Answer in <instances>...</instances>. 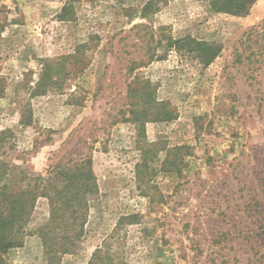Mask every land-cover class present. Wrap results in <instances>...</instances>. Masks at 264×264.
Wrapping results in <instances>:
<instances>
[{
  "label": "rangeland",
  "instance_id": "1",
  "mask_svg": "<svg viewBox=\"0 0 264 264\" xmlns=\"http://www.w3.org/2000/svg\"><path fill=\"white\" fill-rule=\"evenodd\" d=\"M66 1L0 0V130L13 132L0 159L13 181L78 157L96 177L83 235L57 264H89L104 245L113 264H264V0L242 16L210 0H153L144 18L149 0H73L64 22ZM187 35L219 53L203 65L164 47ZM44 58L64 69L32 95ZM132 64L171 113L146 122L143 139L126 120ZM48 210L38 198L22 245L0 251V264H46L35 230ZM133 213L137 223L118 225Z\"/></svg>",
  "mask_w": 264,
  "mask_h": 264
},
{
  "label": "trees",
  "instance_id": "2",
  "mask_svg": "<svg viewBox=\"0 0 264 264\" xmlns=\"http://www.w3.org/2000/svg\"><path fill=\"white\" fill-rule=\"evenodd\" d=\"M255 0H210V8L216 13L242 16L248 13ZM73 0L66 1L57 18L69 22L75 18ZM158 9L153 0H149L139 9L140 17H148ZM84 45V44H82ZM166 49L194 56L203 65H208L219 53L220 47L214 42L199 40L190 35L169 38ZM40 72L32 88V95H44L57 85V77L64 69L60 61L42 59ZM135 65L128 67L133 75ZM151 83L134 74L127 84L129 110L126 120L131 122L137 137L144 138V125L148 121H162L171 118L167 104L154 98ZM30 117L21 115L19 124H30ZM13 132L9 128L0 130V151L11 144ZM140 162L136 164L141 171L147 163L146 152L142 148ZM140 167V169H139ZM21 173L17 174L20 175ZM14 167L0 159V251L19 247L28 230L27 219L38 198L47 200L49 212L47 221L35 232L41 239L46 264H57L65 254L72 253L82 237L90 200L98 193L96 177L89 157H78L74 161L57 162L46 168L45 174L37 175L32 183L24 177L13 181ZM139 176V172H138ZM139 215L129 214L118 219V225L137 223ZM109 247L99 246L92 253L89 264H113L108 254ZM116 264V263H115Z\"/></svg>",
  "mask_w": 264,
  "mask_h": 264
}]
</instances>
